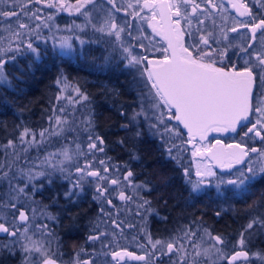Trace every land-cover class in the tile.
I'll use <instances>...</instances> for the list:
<instances>
[{
	"label": "snow or ice",
	"instance_id": "snow-or-ice-1",
	"mask_svg": "<svg viewBox=\"0 0 264 264\" xmlns=\"http://www.w3.org/2000/svg\"><path fill=\"white\" fill-rule=\"evenodd\" d=\"M3 2L4 0H0V3ZM94 3L95 0H77L75 11L80 12L86 5ZM105 3L108 7L102 9L104 15L99 26L92 24V27L98 32L115 37L122 52L121 63L127 62L124 66L133 72V85L139 88L140 93L138 110H134L130 117L121 112L128 120V124L121 125V128L132 131L129 127L132 125L136 128L132 133L133 138H139L143 133L137 122L143 117L149 132L159 136L164 152L177 164L180 161L173 153L179 146L172 143L169 137L182 139L186 130L187 140L183 144L191 145V156L210 161L202 165L197 160L195 180L191 178L190 169L182 166L183 175L190 185V197L201 193L202 189L211 184V178L217 177L215 167L231 170L237 165L241 167L237 169L234 178L219 179L216 187L219 190L221 185H227L230 186L228 190L237 195H252L256 184L264 183V147L249 148L243 143L224 145L220 140L209 144L207 139L209 133H235L239 127L246 129L242 139L259 140L264 144V18L253 15L248 5L242 4L240 8L243 10L239 11V15L247 16L250 22H237L236 26H228L227 17H221L222 22L217 23L214 10L223 9L216 0H135L134 3L130 0H105ZM255 3L264 8V0H255ZM39 4L49 8L65 7L63 0L58 4L52 0H27L26 3L12 0L9 10H0V18H3L0 19V25L6 24L4 31L8 33L3 45H0V53L4 54L0 55V85L12 86L9 74L4 71L7 62L5 56L9 60H15L16 56L8 53H20L23 50L35 54L37 58L41 55L40 49L34 46L29 37L40 39L39 30L41 27L49 28L48 21L53 17L48 15L45 18L41 15L42 8H29V5ZM233 7L237 5L233 4ZM120 12L134 20L139 19L151 28L152 35L142 37L149 41L147 47L141 37L132 36L131 24L117 23L116 14ZM83 15L89 17L88 22L91 23L87 10ZM209 22L211 28L208 27ZM240 29L247 31L240 33ZM125 33L130 41L136 42L135 47L154 55L150 58L148 55L135 54L133 43L124 42L122 34ZM233 33H240L239 38L233 37ZM157 37L164 42L160 47L152 44ZM84 43V40H80L81 45ZM59 46L66 49L63 56L72 57L73 45L69 38L59 41ZM13 79L20 80L21 77ZM56 83L67 87L63 75ZM63 90L62 88L61 92ZM74 93L78 97L76 100L63 95L57 96L56 100L67 99L73 104L89 100L78 86L74 88ZM49 120H54V132L44 129L39 133L40 140H37L36 133L24 128L18 138V144L24 147L17 151V142L8 140L3 146L6 158L0 162V181L7 184L6 190L0 193V233L13 238L11 244L3 247L14 253L18 245L24 253L25 264H56L48 246L33 239L37 232L52 235L47 224L36 221L38 216L49 220H54L55 217L45 212L47 206L40 207L34 197L39 188L43 187L38 186L35 181L44 177L51 183L55 172H60L65 180L71 181V187L64 193L67 198L80 195L84 191V183H92L94 179L93 199L101 202L100 214L106 218L102 220V224L110 223L112 226L109 233L101 231V224H96L94 234L87 239L94 245L95 242H100L99 251L88 253V259H79L84 252L81 248L74 264H120L126 256L144 261L145 264H157V261L163 264L162 258L165 256L169 258V264H220L221 261L224 264H236L241 259H249V252L244 249L251 243L252 230L257 227L264 229V215L254 217L247 223L235 245L221 235H212L207 229H202L208 237V246L202 247L205 241L203 237L198 239L199 222H194L191 226L181 228L180 235L173 236L167 242L159 239L153 242L151 235L145 232L151 247L149 249L144 244H138V247L146 255H135L126 248L113 250L117 230L122 235V225L129 229L136 227L119 219L124 209L113 202L114 198L124 202L125 206L134 203L135 215L144 219L146 214L154 210L151 202L140 193L150 190L151 182H137V174L127 165L111 163L112 158L107 157L105 152L104 138L95 132L91 109L77 118L60 107L54 110V115ZM173 121L176 122L175 127L172 126ZM179 125L183 127L180 128ZM65 132L77 135L71 138L69 145L49 153L40 161L39 166L21 155L28 148L46 140L48 135L59 136ZM81 136L86 139L80 140ZM65 139L69 137L65 136ZM119 143L123 145L124 141ZM7 149H12V152L8 153ZM97 154L104 155L105 159H97ZM57 157L62 159L53 164L52 161ZM132 159L139 157L133 155ZM21 160L24 161L23 166ZM81 160L84 162L81 163ZM45 165L51 170H38ZM68 168H74V172H69ZM229 175L233 173L230 172ZM18 177L23 179L18 180ZM129 190L131 194H128ZM50 244L51 241H48L49 246ZM237 247L240 250H236ZM253 255L264 260V255L260 253ZM173 257L176 259L173 260ZM200 257L207 259L201 261Z\"/></svg>",
	"mask_w": 264,
	"mask_h": 264
},
{
	"label": "trees",
	"instance_id": "trees-1",
	"mask_svg": "<svg viewBox=\"0 0 264 264\" xmlns=\"http://www.w3.org/2000/svg\"><path fill=\"white\" fill-rule=\"evenodd\" d=\"M72 1L77 0H63L65 5L63 9L49 8L44 4L29 5L33 10L42 8L40 14L45 18L48 15L53 17L48 21L49 28L41 27L39 30L40 39L29 37L34 46L40 49L41 55L37 58L35 54L22 50L20 53H8L15 55V60H9L5 56L7 62L4 71L9 74L12 86L0 85V162L6 158V149L3 146L8 140L18 144V137L24 128H29L34 133L44 129L51 130L52 121L49 117L54 115V110L61 104L66 105L67 112L77 118L91 109L94 114L95 132L104 138L105 152L107 157L112 158L111 163L127 165L137 174V182H151L150 190L146 189L140 193L144 199L151 202V208L154 210L146 214L144 219L135 215L134 203L125 206L124 202L114 198L113 202L124 209L119 219L136 227L129 229L122 225L126 229L125 234L122 238L121 234L119 238L116 236L113 250L126 248L127 251H131L133 245L128 239L142 234L144 236L145 230L151 237H161L167 241L173 236L180 235L181 228L191 226L194 222H199L197 225L199 235L204 233L202 229H207L212 235H221L235 245L247 223L258 216L256 196L264 194V183H257L252 189V195H237L228 190L230 186L221 185L218 190L216 185L209 184L201 193L190 197V185L183 175L182 162L179 160L180 164H177L175 160L168 158L161 146L159 136L149 132L148 124L143 118H139L137 122L143 133L139 138H133L132 133L136 128L132 125H129L132 131L121 128V125L128 124V120L121 115V112L127 113L130 117L138 106L140 93H136L139 88L133 85V72L124 66L126 61L121 63L122 52L115 37L98 32L92 25H88L86 41L82 46L73 47L72 57L63 56L62 53L66 49L55 45L57 37L71 32L68 30L66 33V27L69 28L72 22L80 18V14L75 16L68 8L69 2ZM244 1L253 15L264 18V8L256 4L255 0ZM21 2L26 3L27 0ZM52 2L58 4L60 0H52ZM11 3L12 0H4L0 3V10L1 8L9 10ZM0 55L4 54L0 53ZM239 63L242 64L240 61ZM61 75L66 78L69 89L78 86L89 100L78 104L64 99L57 101L56 97L60 96L61 85L56 81ZM17 76L21 79L14 80L13 77ZM69 97L73 100L78 99L75 93ZM179 127L182 128L181 125ZM228 133L233 132L223 133L219 137L225 141L240 137L238 132H235L236 135ZM76 135L77 133L67 132L59 136L48 135L46 140L28 148L27 152L21 155L26 156L28 160L45 158L52 149L56 151L69 145L71 138ZM65 136L69 139L66 140ZM183 138H187L185 130ZM84 139L85 136L80 137V140ZM121 140L124 141L123 145L119 143ZM250 142L256 144L255 141ZM20 147L24 146L18 144L17 151ZM7 152L11 153L12 149H7ZM133 155L139 159H132ZM59 159L62 157H58L55 164ZM97 159H105V156L97 154ZM23 163L24 161L21 160V166ZM43 170L51 169L45 165ZM68 171L74 172V168H68ZM19 179L23 178L18 177ZM72 179L74 180L75 176ZM35 183L43 187L39 188L34 199L39 202L40 207L47 206L44 211L55 217L54 220H49L38 216L36 221L47 224L52 233L50 235L51 240L54 241V244L51 243L52 257L59 264H74L77 252L81 248L84 252L79 259H88V253L99 251L100 242H95L94 245L87 237L94 234L96 224H101V231H112V226L110 223L102 224V220L106 218L100 214L101 202L93 199L94 179L92 183L85 182L84 191L72 198L64 195L71 187V181L65 180L60 172L53 174L51 183H48L44 177H40ZM6 187V182L0 181V193H3ZM128 194H131V190ZM5 236V234L0 235V241ZM258 237L257 227L252 230L251 242L257 241ZM109 239L112 237L109 236ZM236 250H239V247ZM245 250L256 251V248L249 243ZM20 258L24 260L19 250L10 253L0 247V264H22Z\"/></svg>",
	"mask_w": 264,
	"mask_h": 264
},
{
	"label": "rangeland",
	"instance_id": "rangeland-1",
	"mask_svg": "<svg viewBox=\"0 0 264 264\" xmlns=\"http://www.w3.org/2000/svg\"><path fill=\"white\" fill-rule=\"evenodd\" d=\"M240 1L242 3H244V4H246L244 0H240ZM124 2H129V0H124ZM130 2H133L134 3L135 0H130ZM198 2H199V0H198ZM76 3H77V1L69 2V6H71V7L68 6V8H69V10H70V12L72 14H75V16L80 14V18L78 19V21H76L74 23L72 22V24L69 25V28H67L68 26L66 27V33H68V30L71 31L70 33H68L66 35L64 34V35H62L59 38L57 37V41H55V45L56 46H58L59 45V41H61L65 37L69 38V40L72 43L73 47H75V46H82L80 44V40L86 41V33H87V31H86L87 29L86 28H87V26L88 25H92V24H96L97 26H99V23H100L103 15H104V12L102 11V9H106L108 7L106 5V3H105V0H95V3L94 4L86 5L85 8L84 9H81V11L78 13L77 11H75V5H76ZM216 3L222 5V9H223V10H220V9L214 10V14H215L217 23H221L222 22L221 21V17H227L226 23L228 24V26H236L237 22H246V21L247 22H250L249 21V18L247 16H240L235 11L231 10L230 9V2L229 1H226V0H216ZM2 9L3 8H1V10ZM85 10H87L88 13H89V16L91 18V23L88 22L89 21V17H86L85 15H83V13H84ZM129 11H131V10H129ZM76 13H78V14H76ZM116 20H117V23H119L121 25H123L125 23L131 24L132 25V28L130 30L132 32V36H134V37H141V40L146 45V47L149 45V41L148 40H143V38H142L143 36H149L150 37L152 35L151 28L148 27V25L146 23H143L139 19H135L134 20L131 16H127L124 12L117 13L116 14ZM12 26H13V28L15 27V22L12 23ZM208 27L209 28L212 27L211 22L208 23ZM6 28H7V25L6 24L5 25H0V43H3V40L5 38H7V36H8V33L6 31H4V29H6ZM246 31H247L246 29H240V33H243V32H246ZM240 33H233L231 35L233 37H236L238 39ZM72 35H74V36H72ZM122 35H123V39H124L125 44H127L129 42L133 43L135 54L141 55V56L148 55L150 58L154 55V53H152V52H146L145 49H143V48L135 47V43L136 42L135 41H130L129 40V37L127 36L126 33L125 34H122ZM77 37H79V39H77ZM163 43L164 42L161 41L158 37L156 38V40H153L152 41V44H155L156 47H160ZM234 61H235V59H234ZM240 62H242V61H240ZM62 88L64 90H63V92H60V95H63L65 97H69V96H73L74 95V88L69 89V87H64V85H61V89ZM136 93L139 94V91L137 90ZM138 97H139V95H138ZM64 100H67V99H64ZM138 103H139V101H138ZM60 107L66 108V105L61 104L59 106V108ZM135 110H138V106L135 107ZM51 123H52V129L51 130L49 129V130H50V132H54L55 131V129L53 127L54 120ZM172 126L173 127L176 126V124H175L174 121L172 122ZM41 131L42 130H40V132ZM40 132L36 133L37 134L36 135V139L37 140H40V137H39V133ZM220 134L221 133H216V134L215 133H209L208 139H207V143L213 144V141H215V139L217 141V139L220 136ZM228 134H231L232 135V134H235V133L233 132V133H228ZM239 136L240 137L236 138V141H239V142L243 143V140H238V139H241L242 138V136L240 134H239ZM30 138L31 137H29V139ZM169 139L172 141V143H175V144H177L179 146L177 148V150L173 153V155L176 156L182 162V164H183L184 167H188L190 169L192 179L193 180L197 179L196 176H195V170H196V163H197V160H199V158L194 159L191 156V150H192L191 149V145L184 146L183 141L187 140V138L176 139L175 137H169ZM243 139L244 140L253 141V140H250L248 138H243ZM255 142H256V144L253 145V147H258V148L264 147V144H261V142L257 143V140H255ZM33 146H35V145H33ZM248 147L250 148L251 146H248ZM53 152H57V150L54 151V149H52V152L51 153H53ZM43 159L44 158H42V157H40L38 159L32 158L31 161H34L39 166L40 161L43 160ZM57 160H58V157L55 160H53L52 163L55 164ZM81 161L84 162L83 160H81ZM199 162L202 165L205 164V163H210V161H204V160H199ZM44 168H45V166L43 168H38V170H43ZM238 168H235L234 170H232L231 173H233V175H229L230 172H226V173H222L221 172L220 173V172H218L214 168V170L217 173V177L216 178H211V181H212L211 184L216 185L218 183V180L219 179H225V180H227V179H230V178H234V174L236 173V171H237ZM125 230L126 229L124 228L123 234L120 235L121 238L125 234ZM107 231L109 233L111 232V230H107ZM145 232L148 233L147 230H145L143 232L144 233V236H143V234L140 235V236H135L136 237L135 240L133 239V237L128 239V240H130V242L133 245V249L131 251H129V252H133V253H135V255L137 253L140 254V255H146L145 251L142 250V249H140L138 247V244H144L149 249L151 247L149 244H147L148 241H147V237L145 235ZM119 234H120L119 233V230H117V238H119ZM47 236H48L47 234L41 235L39 232H37L36 235L33 237V239L42 241L46 246H48V251L51 254L52 251H53L52 244H54V241L51 240V237L50 236H48V237ZM200 237H203V240L205 241V243L202 244V247H207L208 246V244H207V240H208L207 235L205 233H202V234L198 235V239ZM126 239H127V237H126ZM140 239H142L144 241H141ZM157 239L162 240V241H165V242L171 240L170 238H169V240L166 241L165 238L152 237L153 242L155 240H157ZM12 241H13V238L6 235L4 237V239L2 241H0V247L4 248L3 246L5 244H11ZM48 241H51V243H52V244H50V246L48 245ZM16 249L19 250V253L21 254V257H24V253L19 248L18 245H17ZM189 251H191V249H189ZM248 252H249V255H251V257H253V258L256 257V256L253 255V253H256V251H248ZM20 259L22 261V264H25V260H23L22 258H20ZM53 259H55V258H53ZM200 259H201V261H204L207 258L206 257H200ZM213 259H214V257H213ZM131 261H132L131 258H129V257L126 256L124 258V260H122L120 262V264H145L144 261H138V260L136 261V260H134L133 263ZM57 262L58 261L56 260V263ZM236 264H238V263H236ZM239 264H241V263L239 262Z\"/></svg>",
	"mask_w": 264,
	"mask_h": 264
},
{
	"label": "flooded vegetation",
	"instance_id": "flooded-vegetation-1",
	"mask_svg": "<svg viewBox=\"0 0 264 264\" xmlns=\"http://www.w3.org/2000/svg\"><path fill=\"white\" fill-rule=\"evenodd\" d=\"M234 59H236V58H234ZM244 130H246V129H243V130H240V129L238 130L237 129V132H238V134H240L241 136H243V131ZM222 134L223 133H221L220 135H222ZM217 140L222 141L224 145H227L230 142L236 141V140L225 141L221 137H218ZM238 140H243V144H245L247 147L248 146L253 147V145H254L249 140H244L242 138L241 139H238ZM215 141H216V139H215ZM215 141H213V143ZM236 142H239V141H236ZM239 143H241V142H239ZM238 167H241V166H239V165L234 166V168L231 169V170H219V169H216V168L215 169L218 172L226 173V172H232V170H234L235 168H238ZM262 196H264V194H260V195H257L256 196V202H257V205L256 206H257L258 216L264 215V206H262ZM258 232H259V237H258L257 241L251 242L250 245H253L256 248V253H260V254L264 255V229L258 228ZM4 234H2V235H4ZM5 235H7V234H5ZM137 255H140V254L137 253ZM162 259H163V264H169V258L167 256L163 257ZM175 259H176V257H173V260H175ZM131 260H132L131 262L133 263L135 259H132L131 258ZM239 262L241 264H264V260L259 259L258 256H256L255 258H253V257H251V255H249V259L247 261H244L243 259H241L240 261H237L236 263L239 264ZM157 264H159V261H157ZM220 264H224V262L221 261Z\"/></svg>",
	"mask_w": 264,
	"mask_h": 264
},
{
	"label": "water",
	"instance_id": "water-1",
	"mask_svg": "<svg viewBox=\"0 0 264 264\" xmlns=\"http://www.w3.org/2000/svg\"><path fill=\"white\" fill-rule=\"evenodd\" d=\"M226 1H229L230 2V9L235 11L238 15H239V11H242L243 9L240 8V5L244 4L242 3L240 0H226ZM233 4H236L237 7H233ZM239 9V10H238ZM182 126V125H181ZM183 127V126H182ZM186 131V130H185ZM216 143V142H215ZM213 143V144H215ZM234 143H239V142H236V141H233V142H230L229 144H234ZM228 145V144H227ZM216 169H219V170H229V169H221L219 168L218 166L215 167ZM0 234H3V233H0ZM57 264V263H56Z\"/></svg>",
	"mask_w": 264,
	"mask_h": 264
}]
</instances>
